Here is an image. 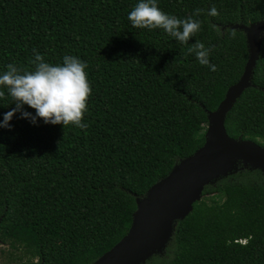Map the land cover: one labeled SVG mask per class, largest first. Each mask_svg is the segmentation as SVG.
<instances>
[{"label":"trees","instance_id":"trees-1","mask_svg":"<svg viewBox=\"0 0 264 264\" xmlns=\"http://www.w3.org/2000/svg\"><path fill=\"white\" fill-rule=\"evenodd\" d=\"M138 2L0 0V74L9 64L34 70L37 52L53 65L74 55L86 62L92 89L85 129L33 124L20 112L11 128L0 127V264H92L113 247L136 198L202 145L207 113L241 76L248 46L232 26L264 17V0H157L163 12L200 22L182 44L163 29L134 28L128 14ZM197 40L216 71L188 52ZM251 84L224 126L260 144L264 34ZM0 90L2 121L15 103ZM144 264H264V171L239 168L205 185Z\"/></svg>","mask_w":264,"mask_h":264},{"label":"water","instance_id":"water-1","mask_svg":"<svg viewBox=\"0 0 264 264\" xmlns=\"http://www.w3.org/2000/svg\"><path fill=\"white\" fill-rule=\"evenodd\" d=\"M232 27L244 31L248 58L239 79L227 88L216 109L207 113L202 145L152 184L144 196L136 198L127 233L92 264H144L152 254L162 252L172 235L174 222L192 210L205 185L239 168L264 171V146L252 140L232 138L224 126L226 113L243 90L252 85L253 68L264 34V17L249 25Z\"/></svg>","mask_w":264,"mask_h":264},{"label":"clouds","instance_id":"clouds-1","mask_svg":"<svg viewBox=\"0 0 264 264\" xmlns=\"http://www.w3.org/2000/svg\"><path fill=\"white\" fill-rule=\"evenodd\" d=\"M201 9L195 10L200 15ZM209 14L218 15L215 6ZM128 20L134 28L163 29L182 44H188L191 37L200 30V22L191 16L185 19L163 12L157 0H139L128 14ZM235 37V32L230 33ZM35 51V50H34ZM195 53L199 63L216 71V65L210 63V48L197 40L188 48ZM34 70H23L14 64L7 65V70L0 74V86L7 88L15 108L3 114L0 127L11 128L9 123L15 113L21 118H28L35 124L39 118L50 124H62L64 129L75 125L85 129L87 124L82 119L87 110V101L92 91L86 73L87 64L74 55H65L62 63L50 64L38 52L33 60ZM0 90V98L4 97ZM24 105L35 109V115L24 109Z\"/></svg>","mask_w":264,"mask_h":264},{"label":"rangeland","instance_id":"rangeland-1","mask_svg":"<svg viewBox=\"0 0 264 264\" xmlns=\"http://www.w3.org/2000/svg\"><path fill=\"white\" fill-rule=\"evenodd\" d=\"M197 141L200 142L201 140H197ZM260 144L264 145V141H261ZM239 166H241V164Z\"/></svg>","mask_w":264,"mask_h":264}]
</instances>
